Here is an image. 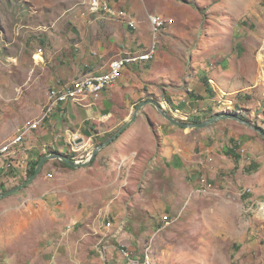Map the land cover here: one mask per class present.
Listing matches in <instances>:
<instances>
[{
	"label": "rangeland",
	"instance_id": "rangeland-1",
	"mask_svg": "<svg viewBox=\"0 0 264 264\" xmlns=\"http://www.w3.org/2000/svg\"><path fill=\"white\" fill-rule=\"evenodd\" d=\"M102 1L115 9L126 10L135 20L136 28L127 27L123 21L111 18L101 10L92 12L91 0H0V139L7 135V129H4L7 125L3 123H12L17 129L23 123L35 120L34 116L46 102L50 88L64 84L72 74L80 45H85L92 51L91 56L97 57L99 46L120 49L121 40L118 37L123 38L125 32L135 37L138 48L143 50L140 53L155 43L158 50L155 62L152 60L140 67L143 74H148L154 67L162 73L167 72L165 85L155 84L150 87L151 92L149 88L145 89L150 92L147 95L149 99L165 103V111L169 115L183 122L195 123L196 118L202 122L219 114H240L264 131V118L248 113L262 112L263 100L260 101L258 96L252 100L249 86L243 82L230 84L225 90L227 94L220 93L222 97L219 100L218 83L213 76L221 69L231 79L233 69H242L243 61L250 57L257 63L258 69H264V0ZM155 15L166 22L156 33L149 20V16ZM204 80L208 81L210 92L206 91ZM209 80H213L215 85ZM158 89L161 90L159 97H153ZM203 97L205 101L200 100ZM168 108L173 111L183 109L186 116L175 117ZM163 122L172 125L165 118ZM175 127L178 134H184L178 135V139L187 144L185 151L189 159L181 175L187 179L188 193L184 197L173 198L162 196L164 190L162 195L157 194L154 198L157 204L165 206L171 202V211L150 216L137 212H113L110 209L112 203H119L123 197L119 190L105 195L101 202L102 206L105 203L102 211L96 212V206L83 198L81 191L85 187L84 179L100 172L105 148L85 168L59 165L57 170L50 163L25 189L0 199V264H7L4 257L10 250L4 246L8 219L5 210H25L42 202L86 212L89 207L92 208L90 219L97 221L94 222L96 226L94 224L88 230L91 233L88 236L89 257L83 259L86 248L81 247V253L78 252L75 257L77 264L78 260L82 264H117L116 253L120 248L129 251L126 240L133 237L145 249L143 256H136L143 264H146L145 255L148 257L147 264H158L153 257L149 260L150 246L158 242L168 248V256L181 255V264H264V138L250 127L233 120H221L201 129ZM232 143L241 156L239 163L223 154ZM91 150L81 149L69 154L71 160L83 162ZM253 163H258L259 168L249 172L248 166ZM161 176L157 172L153 177L154 183L159 186L163 183ZM14 177L9 172L7 180L0 182V190L1 185L8 191L27 179L17 180ZM202 178L205 179L200 181L201 185L211 182L212 190L206 194L197 193L193 186ZM123 186L131 190L128 183ZM131 193L129 191V195ZM133 199L129 196L126 200L129 211L135 208L131 206ZM163 215H168L167 219ZM123 217L140 224L148 222L151 228L117 230ZM163 218L174 223L163 227ZM100 224L102 226L98 227ZM103 226L107 227L106 230ZM47 227L45 220L43 244L36 239V235L35 239L25 236L24 250L31 249L35 242L38 246L49 243L46 239ZM83 227V224L76 225L72 233L79 234ZM250 228L261 234L260 248L259 251L252 249L249 252L253 259H241L239 234L247 237ZM114 232L115 236L112 235ZM101 238L105 240L102 244L115 252L91 262V259L99 257L94 253V246ZM171 263L170 260L162 261V264Z\"/></svg>",
	"mask_w": 264,
	"mask_h": 264
},
{
	"label": "crops",
	"instance_id": "crops-1",
	"mask_svg": "<svg viewBox=\"0 0 264 264\" xmlns=\"http://www.w3.org/2000/svg\"><path fill=\"white\" fill-rule=\"evenodd\" d=\"M122 37H118L121 40L120 49L112 50L108 48V45L105 47L99 46L100 50L97 57H94L95 55L92 57V51L90 52L85 45H80L81 47L77 50L79 54L75 59L76 63H74L76 66L73 67L72 74L67 77L63 85L70 84L78 78L105 73L108 71L110 61L114 58L129 52L137 53L143 51L138 48L139 43H137L132 34L125 32ZM153 61L155 62V59ZM243 63L244 67L242 69H233V73L230 75L232 80L225 76L221 69L213 74L215 81L218 83L217 91L219 94H227L225 90L230 84L243 82L249 86L248 93L252 95L251 99L254 100V97L258 96L260 101L263 100L264 106V69L259 68V70L257 63L251 57L243 61ZM141 65L145 64H134L123 69L115 83L104 89L96 100L89 97L82 103L71 101L60 104L52 115L46 117L37 130L26 136L16 156L17 160L24 161L23 164L20 162L18 167L15 161V169L7 172L4 169L3 161H0V182L7 180L9 172L15 175L14 179H25L30 164L39 157L48 155L51 152L60 153L69 158L71 156L69 153L72 152L70 143L73 140L78 139L85 145V148L87 147V149L91 150L99 143L107 140L109 135L117 132L132 118L135 108L141 102L149 99L147 95L152 91L150 87H154L155 84L165 85L167 83V72L162 73L161 70H156V67H154L148 74H143ZM75 75L77 76L76 78ZM57 80L59 79L57 78ZM157 80L158 82L156 83ZM209 82L215 85L213 80H209ZM224 83L228 85L225 86ZM145 87L149 88L150 92L148 89L146 91ZM160 92L161 90L158 89L153 97L158 98ZM220 97H222L221 94L217 98L221 100ZM200 100L205 101V97ZM45 104L46 102L39 112L35 114V119L42 115ZM258 106L261 107V104H258ZM175 112V117H180L181 115L185 117L183 109L176 108ZM215 113L217 112H213V114ZM248 113L251 116L257 115L260 119L264 118V108L262 112ZM2 125H7L4 128L7 129V135L1 137L0 145L10 140L16 131L12 123H3ZM168 125L167 122H163L162 116L159 115L154 106L146 105L138 112L136 120L122 132L118 139L105 147L103 163L99 165L101 168L100 172L86 177L84 179V190L81 191L84 193L83 198H87L96 206V212L98 210L102 211L105 203L102 206L101 202H103L102 199L105 195L108 193L115 194L119 190L121 191L120 194L123 193V197L119 203H112L110 209L113 212H137L148 216L165 210L171 211V202L165 206L163 203L157 204L154 199L157 194L162 195V191L165 190L162 196H172L173 198L187 195V179L182 178L181 175L189 159L188 153L185 151L187 144L185 145L186 142H183V139H178V135L180 137L184 134H178V128ZM227 150L228 148H225L223 152L226 156ZM234 152L238 154L237 150H234ZM239 160H241V156ZM50 163L56 166L57 170L59 165L64 166L59 160H50L45 163L43 168L50 165ZM235 163H239V161ZM252 166L254 168L251 169ZM258 168V163L248 166L251 172L257 171ZM157 172L162 175L163 183L160 186L155 184V178L153 179ZM48 175L52 177L51 174ZM204 179H199L197 184L193 183V186L195 185L196 187L195 191L202 187L200 181ZM127 183L130 185L131 190L126 189V186L124 188L123 184ZM129 191H132L131 195H129ZM129 196L134 198L131 206H135L130 211L126 206V200ZM91 210L92 208L89 207L87 212L78 211L74 210V208H67L65 205L51 206L45 205L43 202L36 207L28 206L25 210H18L19 212L13 208L5 210L8 219L5 228L6 232L4 233L7 239L4 242V246L5 249L8 247L10 249L4 257L6 263L77 264L75 257L78 252L81 253V247L86 248L83 253V259H87L90 253L88 236L91 234L88 230L94 224L96 226L94 222L97 221L96 219L94 221L90 219L89 212ZM164 216L167 219L168 215ZM45 220L48 223L47 229L49 230L46 233V239H49V243L38 246L34 241L35 244L32 245L31 249L27 248L24 250L25 236H31L35 239L36 235V239L43 244L45 239L43 230ZM162 220H164L163 227H168L174 223L170 219L165 220L163 218ZM78 224L84 225L81 228L83 231L75 235L72 232ZM99 226L102 225L100 224ZM120 228L137 229L151 228V226L148 222L143 221V224H140L139 222L124 220L123 217L119 221L117 230ZM112 235L115 236V232ZM260 236L259 231L253 228H250L247 237L245 234H239L238 243L241 252L239 257L241 259H253V255H250L249 252L252 249L259 251ZM103 237L105 236L103 235ZM104 241V238H101L98 241L100 245L98 243L95 244L94 253L98 254L99 257L91 259V262L103 259L104 254L106 257V255H111L115 252L111 247L103 245ZM126 242L127 244L125 245L129 247L128 252L132 257H136L137 254L144 255L145 249H143V245L136 241L134 237L126 240ZM160 243L150 246L149 260H152L153 257L155 261H158V264L169 260L172 262L171 264H181L179 261L182 256L179 254H169L170 256H168V248L164 245V247L161 246ZM16 246H18V249ZM120 249L116 253L117 264H125L126 261ZM201 253L203 252L201 251ZM195 258L197 261V253ZM200 259L202 262L203 257ZM78 264H82L81 260H78ZM109 264L111 263L109 262Z\"/></svg>",
	"mask_w": 264,
	"mask_h": 264
},
{
	"label": "built area",
	"instance_id": "built-area-1",
	"mask_svg": "<svg viewBox=\"0 0 264 264\" xmlns=\"http://www.w3.org/2000/svg\"><path fill=\"white\" fill-rule=\"evenodd\" d=\"M92 6L90 7L92 12L103 11L106 15L111 18H117L123 21L127 27L136 28V22L128 12L124 9H115L111 7L107 2L102 0H91ZM149 20L153 31L156 33L162 29L166 22L160 16H149ZM155 43L149 46L147 50L140 53L129 52L123 54L124 56H119L110 61L108 71L105 73L85 76L74 80L70 84L56 85L50 88L46 96V104L43 109V113L40 117L33 121H27L19 126L14 136L7 142L0 145V161H3V166L6 171H11L15 169L16 163L19 167V163H24V161L17 160L16 156L20 150L26 136L31 132L37 130L44 122L46 117L52 115L54 110L60 105L67 102L82 103L85 99L91 97L96 100L101 92L112 86L115 81L120 77L121 72L128 66L134 64H147L151 62L156 55ZM164 102L161 103L162 107L165 109ZM172 114H176L175 111L168 108ZM186 116V115H185ZM71 151L72 153H77L81 149L87 151V147L82 144L78 139L71 141ZM81 162V161H77ZM50 177V175H48ZM210 188V189H209ZM209 190H212L211 183L202 184V187L198 189L197 193L206 194ZM210 192V191H209ZM106 226L109 227L110 223L107 222ZM123 258L125 259V264H143L138 258L132 257L131 254L124 248L120 249ZM148 257L145 255L144 261L147 264Z\"/></svg>",
	"mask_w": 264,
	"mask_h": 264
},
{
	"label": "water",
	"instance_id": "water-1",
	"mask_svg": "<svg viewBox=\"0 0 264 264\" xmlns=\"http://www.w3.org/2000/svg\"><path fill=\"white\" fill-rule=\"evenodd\" d=\"M146 105L154 106L163 118H165L170 124L177 126L179 128L201 129V128H206L212 124H215L216 122L221 121V120H233V121L239 122L243 125L250 127L254 131L258 132L264 138V131L263 130H261L260 128L255 126L250 121L243 120L234 114H219V115H216L210 119H207V120L199 122V123H187V122H183L181 120H177L173 116L169 115L158 101H156L154 99H148V100L141 102L135 108L132 118L128 122H126L117 132H115L107 140H105L104 142H102L101 144H99L98 146L93 148L91 150L88 158L85 161H83V162L73 161V160L69 159L68 157H66L60 153L51 152L48 155H45L41 158V160L39 161V163L36 166L32 175H30L22 184H19V185L11 188L10 190H8L4 193H0V199L8 198V197L18 193L22 189H25L27 186H29L36 179V177L40 174L45 163L50 161V160H59L62 163L69 166L70 168L88 167L90 165V163L92 162V160L96 157V155L102 149H104L109 144H111L117 137H119L122 134L123 131H125L136 120L138 112Z\"/></svg>",
	"mask_w": 264,
	"mask_h": 264
},
{
	"label": "trees",
	"instance_id": "trees-1",
	"mask_svg": "<svg viewBox=\"0 0 264 264\" xmlns=\"http://www.w3.org/2000/svg\"><path fill=\"white\" fill-rule=\"evenodd\" d=\"M204 85H205V89H206V91H207V92H210L211 90H210V87H209V84H208V81H207V80H204ZM238 117L241 118V119H243V120H247L246 117H244V116H242V115H240V114H238ZM193 122H195V123H199V122H201V121H200V119L196 118V119H194ZM110 136H112V135H109L108 137H110ZM117 138H118V137H117ZM117 138H116V139H117ZM116 139H115V140H116ZM115 140H114V141H115ZM230 141L233 142V139H231ZM100 144H101V143H100ZM235 147H236V146L232 143L231 148H228V150L226 151V154H227V156L233 158V160H234L235 162H238L239 159H240V155L235 154V152H234ZM42 157H43V156L39 157L35 162H33V163L30 164V166H29V168H28V171H27V174H26V178H28L30 175H32V173L34 172L36 166L38 165V163H39V161L41 160ZM69 159H72V157L70 156ZM62 164H63L65 167H68L66 164H64V163H62ZM68 168H69V167H68ZM252 168H254V166H252L251 169H252ZM249 172H250V171H249ZM0 191H2V192L4 193V192L7 191V189L1 186V190H0Z\"/></svg>",
	"mask_w": 264,
	"mask_h": 264
},
{
	"label": "bare ground",
	"instance_id": "bare-ground-1",
	"mask_svg": "<svg viewBox=\"0 0 264 264\" xmlns=\"http://www.w3.org/2000/svg\"><path fill=\"white\" fill-rule=\"evenodd\" d=\"M263 209H264V207H263Z\"/></svg>",
	"mask_w": 264,
	"mask_h": 264
}]
</instances>
